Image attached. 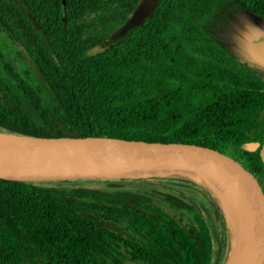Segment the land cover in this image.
Here are the masks:
<instances>
[{
    "label": "trees",
    "instance_id": "obj_1",
    "mask_svg": "<svg viewBox=\"0 0 264 264\" xmlns=\"http://www.w3.org/2000/svg\"><path fill=\"white\" fill-rule=\"evenodd\" d=\"M25 1L41 31L0 0V131L198 141L264 183V66L238 49L264 0H159L117 40L141 0ZM149 174L165 178L145 190L0 179V264H226L234 235L209 186L127 177Z\"/></svg>",
    "mask_w": 264,
    "mask_h": 264
},
{
    "label": "water",
    "instance_id": "obj_2",
    "mask_svg": "<svg viewBox=\"0 0 264 264\" xmlns=\"http://www.w3.org/2000/svg\"><path fill=\"white\" fill-rule=\"evenodd\" d=\"M158 2L141 0L112 38L117 40L134 33L155 11ZM37 28L41 31L39 25ZM247 31L254 32V36L245 46ZM238 49L264 66V23L247 24L240 34ZM259 147L258 142L248 144L249 151ZM261 156L264 161V145ZM155 172L184 173L209 186L222 204L234 235L229 217L233 215L223 203L228 193L197 176H212L226 184L236 197L246 223L239 264H264V183L249 165L229 151L180 139L39 137L0 131V179L3 180L74 181Z\"/></svg>",
    "mask_w": 264,
    "mask_h": 264
},
{
    "label": "bare ground",
    "instance_id": "obj_3",
    "mask_svg": "<svg viewBox=\"0 0 264 264\" xmlns=\"http://www.w3.org/2000/svg\"><path fill=\"white\" fill-rule=\"evenodd\" d=\"M197 177L211 186H216L218 189H220V191H223V193H228L227 199L223 203L229 207L230 212L233 215V217H229L231 219V225L234 232V241L233 251L227 264H239L246 232V223L244 221L243 211L231 189L222 181H219L215 177L202 174H199Z\"/></svg>",
    "mask_w": 264,
    "mask_h": 264
},
{
    "label": "rangeland",
    "instance_id": "obj_4",
    "mask_svg": "<svg viewBox=\"0 0 264 264\" xmlns=\"http://www.w3.org/2000/svg\"><path fill=\"white\" fill-rule=\"evenodd\" d=\"M249 31H247L246 33L247 35H245L246 39H244V45L245 43L247 44L250 41V39H252L254 36V32L249 33ZM0 52L2 51L0 50ZM12 58H14L13 55L6 58L5 63L9 64ZM13 63L14 65L16 64L19 68L21 67L18 61H13ZM0 65L2 64L0 63ZM163 178H165V176H157V175L149 174V175H145L141 177L123 176V177H113V178H95V179H86V180H76V181H80L79 183H77L78 185H82V186L89 187V188H107L106 183L104 181L112 180V181L120 182L122 185L126 186L129 190H132V189L145 190L146 188H150V184L155 185ZM189 192H192V191H189Z\"/></svg>",
    "mask_w": 264,
    "mask_h": 264
},
{
    "label": "flooded vegetation",
    "instance_id": "obj_5",
    "mask_svg": "<svg viewBox=\"0 0 264 264\" xmlns=\"http://www.w3.org/2000/svg\"><path fill=\"white\" fill-rule=\"evenodd\" d=\"M18 8L21 14L28 15V17L33 21L35 27L37 28L38 23L34 19L35 15L34 13L32 14L30 8L28 7L27 2L25 0H18Z\"/></svg>",
    "mask_w": 264,
    "mask_h": 264
}]
</instances>
